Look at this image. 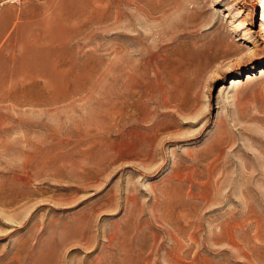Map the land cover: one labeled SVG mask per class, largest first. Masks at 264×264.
I'll use <instances>...</instances> for the list:
<instances>
[{
    "label": "rangeland",
    "instance_id": "1",
    "mask_svg": "<svg viewBox=\"0 0 264 264\" xmlns=\"http://www.w3.org/2000/svg\"><path fill=\"white\" fill-rule=\"evenodd\" d=\"M0 264H264L263 0H0Z\"/></svg>",
    "mask_w": 264,
    "mask_h": 264
},
{
    "label": "bare ground",
    "instance_id": "2",
    "mask_svg": "<svg viewBox=\"0 0 264 264\" xmlns=\"http://www.w3.org/2000/svg\"><path fill=\"white\" fill-rule=\"evenodd\" d=\"M263 2H264V0H263Z\"/></svg>",
    "mask_w": 264,
    "mask_h": 264
}]
</instances>
